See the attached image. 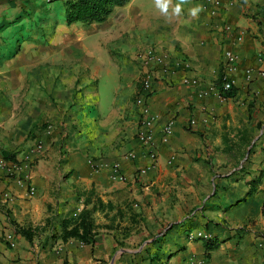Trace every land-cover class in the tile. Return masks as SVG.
Returning a JSON list of instances; mask_svg holds the SVG:
<instances>
[{"label":"crops","instance_id":"obj_1","mask_svg":"<svg viewBox=\"0 0 264 264\" xmlns=\"http://www.w3.org/2000/svg\"><path fill=\"white\" fill-rule=\"evenodd\" d=\"M195 5L204 11L190 19ZM209 8L190 0L166 21L130 0L83 26L65 22L60 0H0V160L18 165L8 175L0 164V264H264V0ZM150 48L168 66L146 65L148 146L134 99ZM225 50L236 93L202 96L225 75ZM83 209L94 242L63 240V220Z\"/></svg>","mask_w":264,"mask_h":264},{"label":"built area","instance_id":"obj_2","mask_svg":"<svg viewBox=\"0 0 264 264\" xmlns=\"http://www.w3.org/2000/svg\"><path fill=\"white\" fill-rule=\"evenodd\" d=\"M205 4L210 6V12H215V8L217 6H219L220 4V0H204ZM225 29L228 31L230 30V26L226 25ZM237 41H241L242 40V35L239 34L236 37ZM141 57L143 58V65L144 67H147L143 74L142 80H141V86L137 92V95L135 96L134 99V105L138 108L139 110V115H140V119H141V125H142V129L138 130V138L140 140V142L143 145H148L150 146V139H151V126L153 124V122L155 121V116L153 115L150 106L147 102L148 99V95L150 92V81H151V75L150 72L153 69L148 68V66H146L148 63H156L158 64L159 67H161L163 70L167 69V62L165 61V55H160L158 53L155 52L154 49L150 48L147 49L146 52L141 54ZM224 57H225V75L222 77V83H221V87L222 90H228L231 87H233L234 85V80L227 76L228 73L232 70H234L236 68V63H237V59H236V55L231 52L230 50H225L224 51ZM185 66L188 67L189 63L187 61H185ZM262 74V73H260ZM245 76L246 79L248 81H250L252 79V69L250 68H246L245 69ZM196 79L194 78H183L182 82L184 83H196ZM211 92H219V89L217 87V85L215 83H210L209 86L204 89L203 91L200 92V94L202 96H205ZM191 124H194V120L190 121ZM51 127L48 126L47 130H50ZM173 132V128H172V122H167L163 129H162V135H161V141L163 143L168 142L170 136L172 135ZM41 149V145L38 144L36 145V147L32 150L34 153H37L39 150ZM149 157L154 160L155 159V152L153 150H149L148 152ZM129 157H134L133 153H129L128 154ZM27 160V159H26ZM0 164L5 167V170L7 171L8 175H12L14 174V171L18 168L17 163H14L13 161L7 162L3 159L0 160ZM147 167L146 168H142L139 170V175H144L147 172ZM111 178L113 180H122L123 177L121 175L120 172V166L118 162H113L111 164ZM188 237L191 239H201L203 241L211 239L210 234L200 231V230H194V231H190L188 232ZM4 239L6 240V242L9 244L10 247H13L15 245L14 241L9 239L8 235L4 236Z\"/></svg>","mask_w":264,"mask_h":264},{"label":"trees","instance_id":"obj_3","mask_svg":"<svg viewBox=\"0 0 264 264\" xmlns=\"http://www.w3.org/2000/svg\"><path fill=\"white\" fill-rule=\"evenodd\" d=\"M64 8V18L67 24L79 22L83 26H89L92 23L102 22L112 13L115 7L123 6L130 0H60ZM222 77L217 79L216 85L219 89L220 96L224 98L233 97L236 93V88L233 86L228 90H222ZM5 158H12L4 154ZM257 179H253L251 191L255 189ZM255 183V184H254ZM264 213V203L262 205ZM91 209H83L74 217H69L63 220L61 225V237L63 240L67 238H75L84 244L94 242V221L92 218ZM28 239L30 234L27 231H21ZM218 241L216 239H208L204 241L205 249L211 250L216 248Z\"/></svg>","mask_w":264,"mask_h":264},{"label":"clouds","instance_id":"obj_4","mask_svg":"<svg viewBox=\"0 0 264 264\" xmlns=\"http://www.w3.org/2000/svg\"><path fill=\"white\" fill-rule=\"evenodd\" d=\"M152 2L159 15L166 21H171L173 18L181 17L184 6L189 4L190 0H176L175 3H173V0H152ZM202 11H204L202 5L189 7L188 17L196 19Z\"/></svg>","mask_w":264,"mask_h":264},{"label":"rangeland","instance_id":"obj_5","mask_svg":"<svg viewBox=\"0 0 264 264\" xmlns=\"http://www.w3.org/2000/svg\"><path fill=\"white\" fill-rule=\"evenodd\" d=\"M134 2L137 4L148 3V2L153 4L152 0H134Z\"/></svg>","mask_w":264,"mask_h":264}]
</instances>
